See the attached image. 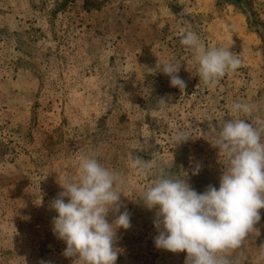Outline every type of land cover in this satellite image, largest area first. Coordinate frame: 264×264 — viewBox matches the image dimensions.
<instances>
[{"label": "rangeland", "instance_id": "374dc122", "mask_svg": "<svg viewBox=\"0 0 264 264\" xmlns=\"http://www.w3.org/2000/svg\"><path fill=\"white\" fill-rule=\"evenodd\" d=\"M182 30L230 48L241 66L205 86ZM169 60L181 64L183 91L157 69ZM236 102L252 116L234 114ZM233 117L264 124V0H0V264H73L50 204L89 156L123 180L131 227L117 230L116 264H184L186 252L155 247V210L139 197L160 169L187 173L198 193L218 189L225 161L211 125ZM177 130L192 138L174 144ZM131 154L149 162L145 174ZM259 211L242 264H264Z\"/></svg>", "mask_w": 264, "mask_h": 264}, {"label": "clouds", "instance_id": "9594fccd", "mask_svg": "<svg viewBox=\"0 0 264 264\" xmlns=\"http://www.w3.org/2000/svg\"><path fill=\"white\" fill-rule=\"evenodd\" d=\"M180 36L181 45L195 53L199 79L205 86H215L242 64L230 48H205L192 30H182ZM180 68L173 60L157 65L170 77V85L183 91L186 82L178 75ZM160 103L166 104L165 99L160 98ZM253 110V105L240 102L231 109L248 117ZM211 127L216 130L211 144L225 161L218 189L208 185L198 193L187 173L181 178L160 169L139 198L144 207L155 210L157 249L186 252L184 264H242L238 250L255 231L261 219L259 210L264 209V124L233 117ZM191 138L189 131L177 130L171 140L179 145ZM129 162L141 175L149 170V162L138 155L131 154ZM200 170L197 163L192 175ZM122 182L119 172L92 156L79 163L77 179L59 182L62 191L50 204L57 213L52 231L66 244L63 255L74 258L73 264H116L117 230L131 227L130 213L121 201ZM260 249L264 258V245Z\"/></svg>", "mask_w": 264, "mask_h": 264}]
</instances>
